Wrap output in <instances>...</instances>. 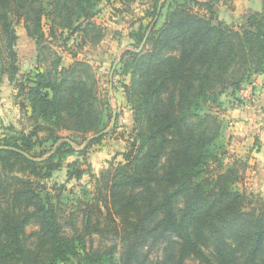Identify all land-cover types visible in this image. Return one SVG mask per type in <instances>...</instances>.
Returning a JSON list of instances; mask_svg holds the SVG:
<instances>
[{
    "label": "trees",
    "instance_id": "trees-1",
    "mask_svg": "<svg viewBox=\"0 0 264 264\" xmlns=\"http://www.w3.org/2000/svg\"><path fill=\"white\" fill-rule=\"evenodd\" d=\"M153 1L154 15L159 6L177 2ZM102 2L110 0H0V82L4 74L12 79L18 74L15 25L21 19L32 24L25 25L26 33L38 46L43 17L50 33L57 26L61 33L87 34ZM210 2L184 0L166 12L159 27L132 34L138 48L150 29L140 51H125L120 58L122 74L129 75L121 87L136 132L124 162L107 172L109 179L97 180L93 198L81 210L78 235L62 232L64 186L49 187L46 180L77 152L73 140L58 132L85 134L99 126L96 82L81 78L89 65L76 57L67 67L56 63L25 77L20 94L52 143L39 159L28 135L19 133L20 143L0 145L16 149L0 147V264L100 263L108 252L87 251L84 237L102 229L119 240L122 264H186L190 257L198 264H264V201L235 187L240 174L234 163L224 165L222 120L214 111L223 94L264 75V1L238 29L219 21ZM83 173L75 167L67 179ZM33 220L38 230L27 235ZM146 244L163 246V257L149 259L141 250Z\"/></svg>",
    "mask_w": 264,
    "mask_h": 264
},
{
    "label": "rangeland",
    "instance_id": "rangeland-1",
    "mask_svg": "<svg viewBox=\"0 0 264 264\" xmlns=\"http://www.w3.org/2000/svg\"><path fill=\"white\" fill-rule=\"evenodd\" d=\"M152 1L110 0V2H102L99 6L100 12L90 20L91 23L83 24V26H89L87 34L83 30L70 35L66 31L61 33V29L57 26L50 33V21L43 17L41 22L43 36L36 37L38 46L32 38L27 36L25 25L32 27L29 21L21 19L20 23L15 25L18 39L14 50L17 53L19 71L13 79L8 74L1 77L0 145L15 141L20 143L22 139L19 133H22L31 138V153L36 156V159H39L40 155L43 157L48 155V153L41 154V151L43 148L50 147L52 143L47 139L49 130L47 127L38 128L40 121L35 119L30 112L29 102L25 100L23 94H20L21 88L26 84L25 77L28 75L33 76L32 74L37 71L54 68L56 63L58 66L67 67L74 62V57H76L89 65L81 78L87 79L89 83L93 79L97 85L98 95H100L101 106L97 110L102 114L95 117L99 126L85 134L74 129L58 132L60 137L69 136L73 140L72 142L71 139H66L72 142L77 152L66 157L63 166L53 171L52 176L46 180L49 187L64 186L59 215L62 232L67 235H78L83 231L81 210L93 198L92 193L95 194L97 180L106 181L109 179L107 172L124 162L122 154L128 150L136 132L132 110L126 102L121 87L122 82L129 81V75L122 74L121 54L128 50L140 51L142 48L139 50V47H133L132 34L139 30L143 31L146 26L152 27L156 24V27H159L167 11L184 3V0H177L169 8L166 4L164 8H160L161 15L159 16V13L158 15L153 14L154 1ZM163 1L157 0V3L160 4ZM198 1L202 3L211 1L210 6L216 18L238 29L249 15L260 11L264 0ZM191 6L194 11L203 13L205 10L199 6ZM90 26L94 28L91 29ZM33 31L36 35L37 31L35 29ZM91 40H96V42ZM111 72L112 79L110 80ZM259 78L260 82L256 83L257 85L250 83L251 86H249L250 84L246 81L244 84L249 87L244 85L238 92L223 94L220 98V109L216 108L214 111L222 120L220 140L226 151L224 165L230 166L234 163L235 169L240 174L235 187L240 191H246L248 198L257 196L264 201V97L263 105L262 103L260 105L262 95L259 92L260 85L264 86V77ZM245 86L247 88H244ZM103 130L107 131L102 135L92 137ZM94 139L97 141L92 142ZM82 150L84 152L81 153ZM75 167L82 169L83 175L78 180L67 179L68 172ZM93 218L94 216L91 220ZM37 230L38 225L34 220L29 222L25 228L27 235ZM106 233L108 231L102 229L101 232L94 231L90 237L85 236L86 250L108 252L106 253L108 256L104 255L106 257L97 264H122V246L119 240ZM33 242L34 237H30L27 244L32 246ZM141 250L143 253L148 251V258L153 261L163 257V246L148 247L146 244ZM68 264L77 263L71 259ZM186 264H198V261L190 257Z\"/></svg>",
    "mask_w": 264,
    "mask_h": 264
},
{
    "label": "water",
    "instance_id": "water-1",
    "mask_svg": "<svg viewBox=\"0 0 264 264\" xmlns=\"http://www.w3.org/2000/svg\"><path fill=\"white\" fill-rule=\"evenodd\" d=\"M159 11H160V6L158 7V10H157V15H158V13H159ZM148 33H149V31H147V33H146V35L144 36V38H143V40H142V42H141V44H140V46H139V50L143 47V45H144V43H145V41H146V38H147V35H148ZM112 79V72L110 73V80ZM113 119H114V117H113ZM112 122H113V120H112ZM107 130H103L102 132H100L99 134H96V135H94V136H92V137H96V136H99V135H102L104 132H106ZM1 148H8V149H12V150H16L14 147H7V146H0ZM22 154H24V155H26L27 156V154L26 153H24V152H22Z\"/></svg>",
    "mask_w": 264,
    "mask_h": 264
},
{
    "label": "crops",
    "instance_id": "crops-1",
    "mask_svg": "<svg viewBox=\"0 0 264 264\" xmlns=\"http://www.w3.org/2000/svg\"><path fill=\"white\" fill-rule=\"evenodd\" d=\"M258 76V77H257ZM261 76H263L264 77V75H255V76H253L248 82H247V84H259V82H260V78L259 77H261ZM257 77V78H256ZM255 80V81H254ZM254 81V82H253ZM251 84L249 85V86H251ZM256 84V85H257ZM244 85H246V84H244ZM243 85V86H244ZM264 85V84H263ZM247 86V85H246ZM244 87V88H247V87H249V86H247V87ZM259 92H261V98H262V100H261V102H260V105H261V103H262V105H263V95H264V86H262V85H260V90H259Z\"/></svg>",
    "mask_w": 264,
    "mask_h": 264
}]
</instances>
